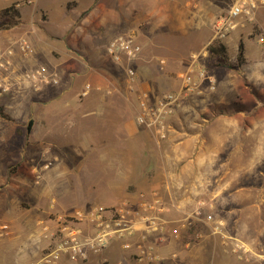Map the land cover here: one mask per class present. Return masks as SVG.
I'll return each instance as SVG.
<instances>
[{
	"label": "rangeland",
	"instance_id": "rangeland-1",
	"mask_svg": "<svg viewBox=\"0 0 264 264\" xmlns=\"http://www.w3.org/2000/svg\"><path fill=\"white\" fill-rule=\"evenodd\" d=\"M107 2L113 5L116 0H22L17 3L19 6L16 5L15 8L31 7L37 3L49 4L53 7H51L53 11L51 15L44 12L42 8L36 7L33 17L38 19L35 20L37 24L44 23L49 16L52 18L61 16L62 10H64L75 18L70 21H74L75 25H78L82 23L84 17L85 19L88 17L87 14L96 6ZM233 2L234 0H224V12L229 9ZM60 9H62L61 13H59ZM80 11L81 14L76 18L73 13ZM23 12L22 17L24 16ZM101 19H97L93 24L88 19L83 22L86 27L83 34L80 36L73 35L74 33L70 35L71 42L88 56L86 61L89 66L86 63V67L93 66L98 72H104L110 81L108 89L94 91L98 96L115 101V105L109 107L112 116L110 114L104 115L98 120L92 119L84 124L74 119L73 110L64 113L60 109H53L51 120L45 114L40 118H35L32 115L34 114L33 109L36 107L42 115L41 101L61 94L62 89H66L68 85L66 82L72 77L75 78L74 83L81 82L83 84L84 81L76 79L77 76L73 74L74 71H78V67L83 68V66L76 60L70 61L68 66H57L58 62L62 60L59 54L56 51H48L39 47L34 54L25 56L14 46L16 41L25 39L22 38L23 36L16 35L11 43L0 41V51L13 48L8 64L0 68V106L10 117L9 120L0 118V264L36 263L57 239L55 220L58 215L75 209H88L92 206L113 208L121 203H130L129 200L125 199V193L135 191L134 185L121 181L114 176V172L108 169L107 155L92 152L89 147V145H93V139L97 144L103 145L104 134L109 132L107 129L118 125V121L114 120L118 114L128 113L130 121L134 120L136 116V95L129 92L123 71L111 61L105 49L111 40L128 33L133 34L142 47L140 38H138L139 34L135 29L127 30L125 27L118 30L113 27L114 31L109 32L107 39L99 41V45L105 47L100 48L98 55L97 53L93 54L91 47L97 42L95 38L103 36L112 28L108 25L103 27L99 24L100 26L97 27L99 30H92V26L96 25V22L98 24ZM210 28L211 36H213V25ZM169 31L171 30H168V27H160L157 28L156 33L161 36L164 32L168 33ZM234 33H238L239 38H234L233 44L226 45L225 41ZM90 34L96 36L92 41ZM206 34L202 32L200 39L190 43L189 46H197L201 42H206ZM227 38L222 41L227 47L228 59L234 64L238 63V69L217 67L213 65L209 56L201 61V66L210 75L219 74L221 80L225 79L222 75L227 72L237 73L238 82L242 84V87L248 85L246 86L247 90L241 89L239 91L238 89L235 93L228 91L218 95L215 87L214 90L205 91L202 95H192L181 102L169 123L173 120L172 122L176 124L180 115L187 117L195 112L201 114V110L207 104L214 103L216 98L220 100L222 112L242 109L244 113L264 114V76L262 80L245 78L248 73L254 77L255 72L258 71L251 70V68H254L259 61L264 62V57H255L254 55L246 58L244 54L243 41L253 42L255 46L264 50V33L258 27L256 14L252 22L238 25L227 35ZM240 45L242 46L241 54ZM184 46L185 43H173L164 37L157 38L153 41V45L151 43L147 46V53L154 56L152 54H167V52L170 53L174 50L184 52ZM190 52L192 54V50ZM190 52L183 56L180 55L179 59H175L176 63L174 62L175 65L171 70L159 71L167 78L176 80L177 74L185 70ZM193 52L199 51L193 50ZM239 57L242 62H239ZM93 58L95 59L93 60ZM155 61L157 66H161L159 64L160 58ZM163 66L165 67L166 64ZM40 69H44L43 75L36 76L34 79L31 78V75ZM150 69H155V67ZM149 77L150 72L147 70H141L139 74L137 72V89L135 91L144 92L142 89L147 86ZM258 81H260L259 84H252ZM170 91L171 89L165 90L163 93ZM65 92L68 99L78 97V92ZM89 96L90 99L93 98L92 94L85 97L80 95L81 98ZM125 102L128 103L129 110L128 108L125 110ZM258 103H260L259 106ZM54 105L55 107L61 106L62 102H56ZM191 107H198L200 110L194 111ZM29 121H32L30 128H28ZM80 126H83V131L80 130ZM80 132L84 134L77 137ZM89 134L93 135L94 138H90ZM128 146L131 145L128 144ZM138 156L129 148L126 153L116 155V158L119 160L118 163L122 160L125 164L135 165L138 162ZM238 158H242L238 160L241 164L246 160L248 161L247 154ZM262 167L264 169V163ZM243 174H245L243 177H248L245 172ZM143 198L146 196L140 195L139 200ZM132 204L136 207L135 203ZM239 205L241 207L235 209ZM197 206L196 212L200 213V217L211 214L215 219L222 220L226 234L247 243L257 253L264 254V201L255 204L251 200L238 204L229 199L224 208L212 200H207L199 202ZM218 214L221 217L217 216ZM185 239H182L181 248H179L182 251L183 248L185 249L183 242H190V247L200 244L194 242V238L185 237ZM218 243L221 248L219 260L227 259L233 264H249L238 260L227 252L221 246L219 239ZM179 249L175 251L176 258H170V260L163 258L162 264H171V262L176 264L181 257ZM202 252L203 250L196 251L191 256V261L194 260L195 263L207 261L210 258L209 254ZM103 258L105 257L103 256ZM179 264H191V262L186 257L180 260Z\"/></svg>",
	"mask_w": 264,
	"mask_h": 264
},
{
	"label": "crops",
	"instance_id": "crops-1",
	"mask_svg": "<svg viewBox=\"0 0 264 264\" xmlns=\"http://www.w3.org/2000/svg\"><path fill=\"white\" fill-rule=\"evenodd\" d=\"M20 1L22 0H0V9L12 5L16 7ZM223 5L224 0H116L113 5L107 2L96 6L87 14L86 19L85 17L82 19L81 24L75 25L74 21H70L75 18L62 9L59 12L61 13L62 10L61 16L55 18L49 16L47 21L37 24L35 20L38 19L33 17L36 7L42 8L48 15L53 14L51 5L37 3L31 7L22 6L17 9L19 24L8 30H0V41L11 43L16 35L23 36L22 38L28 41L32 49L31 54H34L39 47L48 51H56L59 54L62 60L58 62L57 66H68L67 64L72 60H76L83 66V68L78 67V71L73 73L77 76L76 79L84 81L83 84L81 82L74 83L75 78L72 77L66 82L68 85L66 89H62L61 94L41 101L42 115L38 107L33 109L34 114L32 115L35 118H40L45 114L51 120L53 109H60L64 113L73 110L74 119L84 124L92 119L98 120L104 115L112 116L109 107L115 105V101L98 96L94 91L108 89L110 81L104 72H98L93 66L88 67L89 64L86 61L88 56L71 42V34L80 36L85 32L86 27L83 22L89 19V22L93 24L94 21L102 18L98 24L96 22V25L92 26V30H99L97 27L100 25L112 27V30L110 29L103 36L95 38L94 34L89 35L91 41L94 38L97 40L91 47V52L97 53V55L100 48L104 46H100L99 41L107 39L109 32L114 31V28L119 30L126 27L127 30L135 29L137 31L143 51L135 67L138 74L141 70L150 72L147 86L142 90L149 95L153 102L163 94V91L170 89L174 91L179 87V83L176 81L177 77L176 80L167 78L159 70H171L176 63L175 59H179L191 50L192 53H194L193 50L201 51L210 43L212 40L210 26L213 25L212 23L217 17L224 13ZM22 12L24 13L23 17ZM73 14L78 18L81 11ZM256 22L264 33V2L256 12ZM160 27H168V30L172 32H164L160 36L156 33L157 28ZM202 32L207 33L206 42L199 41L201 43L197 46H189L190 43L200 39ZM239 36L238 33H234L227 38L226 45L233 44L234 38H239ZM163 37L173 43H185L184 52L174 50L167 54L148 55L147 46L151 43L153 45L155 39ZM243 43L246 58L254 55L255 57H264V50L259 46L248 41H243ZM176 47L178 48V46ZM157 58H160V61L164 62L166 66L164 67L163 64L157 66L155 61ZM153 66L155 69L149 70ZM252 69L258 72H255L254 77L247 72L245 78L262 80L264 62H257ZM211 75L215 80L218 95L228 91L235 93L238 89L239 91L247 90L246 86L248 85L242 87L235 72L223 74L224 80H221L219 74ZM259 83L260 81L252 84ZM85 84L92 86L90 93L93 95L92 99L90 96L80 97ZM240 85L241 88H239ZM65 91L78 92L79 98L68 99ZM216 99L213 101L214 103L207 104L201 110V114L195 112L187 117L180 115L176 121L177 125L172 120L168 136L163 140H159L154 133L136 124L135 119L130 121L128 113L125 112L114 117V120L118 121V125L107 129L109 132L104 134L103 145L97 144L93 135H88L93 139V145H89L90 149L92 152L107 155L108 169L115 173L114 176L127 184L134 185L135 191L125 193V199L130 203H136L139 201L140 195L146 196V199H152L151 197L157 194L164 207L162 219L168 223L167 226L170 229L176 228L182 219L194 217L197 205L202 201L212 200L224 208L229 199L238 204L251 200L255 204L264 201V169L262 167L264 163V114L244 113L242 109L222 112L220 100ZM56 102H62V105L55 107ZM124 107L125 110L127 108L129 110L127 102ZM191 109L195 111L198 110V107H191ZM82 127L79 128L83 131ZM83 134L80 132L77 137H81ZM129 148L131 152L139 155L138 162L135 165H128L121 160L118 163L116 155L126 153ZM244 154L248 155V161L241 164L238 160L242 158L238 157ZM243 172L248 175L247 178L243 177L245 175ZM240 207L239 205L235 209ZM200 234L202 238L196 239L195 237ZM185 237L194 238V242L200 244L190 247V242H183L185 249L183 248L182 251L179 248H181L182 239L186 240ZM166 239L165 242L157 245L156 249L167 260L176 258L175 251L179 249L181 257L176 264L186 257L191 264H233L227 259L219 260L221 248L218 239L209 236L206 226L195 221V218L189 228H180L178 240L171 238L169 234ZM202 250V253L209 254L210 258L202 263H195L196 261L193 262V259L191 261V256L196 251ZM122 255L120 243L116 241H113L103 253L109 264H118ZM173 263L171 262V264Z\"/></svg>",
	"mask_w": 264,
	"mask_h": 264
},
{
	"label": "built area",
	"instance_id": "built-area-1",
	"mask_svg": "<svg viewBox=\"0 0 264 264\" xmlns=\"http://www.w3.org/2000/svg\"><path fill=\"white\" fill-rule=\"evenodd\" d=\"M263 2L234 0L229 9L214 20L210 43L201 51L190 54L185 70L177 74L178 89L161 94L153 102L146 92L135 91V64L142 53L136 37L128 33L111 40L105 52L123 71L129 92L136 95V124L154 133L159 140L165 139L171 129L169 121L181 102L192 95H202L205 91L215 89L213 76L201 66V61L209 56V46L214 41L226 39L238 25L252 22ZM14 46L25 56L32 52L26 39L16 41ZM12 53L13 48L0 51V68L8 64ZM160 64L164 62L160 61ZM43 72L44 69H40L31 78L43 75ZM91 91L92 86L85 84L80 95L85 97ZM151 198L139 200L135 203L136 207L132 203H121L113 208L92 206L61 213L55 220L58 235L56 241L34 264H108L103 253L113 241L120 243L123 251L118 264H162L163 257L156 246L167 240V234L178 240L180 228H189L194 218L206 226L209 236L219 239L221 246L238 260L249 264H264V254L257 253L247 243L226 234L223 221L215 219L211 214L200 217L197 211L194 217H186L176 228L170 229L162 219L164 207L161 199L157 194ZM150 238L153 240L150 241ZM195 238L201 239L202 236L200 234Z\"/></svg>",
	"mask_w": 264,
	"mask_h": 264
},
{
	"label": "trees",
	"instance_id": "trees-1",
	"mask_svg": "<svg viewBox=\"0 0 264 264\" xmlns=\"http://www.w3.org/2000/svg\"><path fill=\"white\" fill-rule=\"evenodd\" d=\"M20 22L19 13L15 8V5H12L8 8H5L0 11V30H8L14 26H17ZM209 57L213 62V65L217 67H224L227 69L237 70L238 63H232L227 56V47L223 41L218 40L214 44L210 45L209 48ZM242 46H239V51L241 54ZM239 62H242V59L239 57ZM0 118L9 120L10 117L4 112L3 107L0 106ZM32 125V121H29V126Z\"/></svg>",
	"mask_w": 264,
	"mask_h": 264
}]
</instances>
